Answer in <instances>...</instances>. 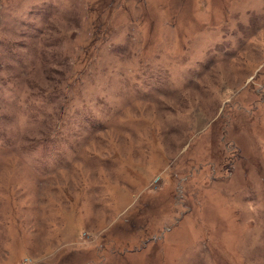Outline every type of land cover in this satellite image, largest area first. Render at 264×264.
Instances as JSON below:
<instances>
[{
  "label": "rangeland",
  "instance_id": "1",
  "mask_svg": "<svg viewBox=\"0 0 264 264\" xmlns=\"http://www.w3.org/2000/svg\"><path fill=\"white\" fill-rule=\"evenodd\" d=\"M0 264H264V0H0Z\"/></svg>",
  "mask_w": 264,
  "mask_h": 264
}]
</instances>
